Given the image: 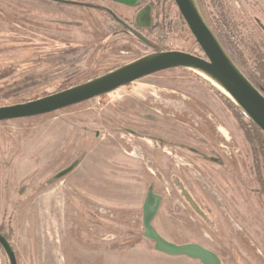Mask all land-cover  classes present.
<instances>
[{
	"label": "rangeland",
	"instance_id": "1",
	"mask_svg": "<svg viewBox=\"0 0 264 264\" xmlns=\"http://www.w3.org/2000/svg\"><path fill=\"white\" fill-rule=\"evenodd\" d=\"M194 2L217 39L231 15L238 33L264 41V0ZM161 3L162 33L147 46L121 33L105 11L0 0V107L59 92L156 50L203 55L173 0ZM103 6L121 20L130 14L116 4ZM221 92L196 72L172 69L61 111L0 122L1 230L13 240L17 219V229L26 220L29 231L41 228L28 208L56 184L66 191L70 209L64 224L62 218L50 230L68 252L64 263L52 257L47 264H197L160 254L152 242L138 245L146 240L141 208L153 185L162 196L153 225L165 239L200 244L224 264H264V196L255 192L246 143ZM74 161L78 167L54 180ZM117 177L129 186L117 185ZM175 180L199 203L206 222ZM81 246L112 252L91 260L87 251L80 254ZM12 248L17 264H27ZM0 264H9L1 248Z\"/></svg>",
	"mask_w": 264,
	"mask_h": 264
},
{
	"label": "water",
	"instance_id": "2",
	"mask_svg": "<svg viewBox=\"0 0 264 264\" xmlns=\"http://www.w3.org/2000/svg\"><path fill=\"white\" fill-rule=\"evenodd\" d=\"M56 2L70 3L64 0ZM130 5V0H112ZM181 19L198 45L203 57L183 51L153 52L123 66L113 69L83 83L56 93L28 101L0 107V122L50 114L76 106L89 100L110 94L135 81L172 69H185L213 80L228 97L264 134V94L256 88L228 56L219 40L206 25L194 0H173ZM136 34V33H135ZM140 37V35L136 34ZM141 38V37H140ZM78 161L58 173L54 180L69 174ZM175 187L191 210L203 221L207 217L199 203L179 180ZM162 196L154 192L153 185L147 189L142 212V236L153 243L154 250L169 257H184L200 264H223L213 251L197 243L178 244L165 239L158 233L153 221L159 211ZM0 248L9 264H17L11 243L0 232Z\"/></svg>",
	"mask_w": 264,
	"mask_h": 264
},
{
	"label": "crops",
	"instance_id": "3",
	"mask_svg": "<svg viewBox=\"0 0 264 264\" xmlns=\"http://www.w3.org/2000/svg\"><path fill=\"white\" fill-rule=\"evenodd\" d=\"M108 156L109 155L107 154L105 163H108ZM97 174L99 177H101L102 172L97 169ZM117 179V185L129 186V184L123 182L122 178L117 177ZM97 180L98 179H96V182L98 183ZM99 182H101V180H99ZM59 183H62V181ZM55 185L56 184L52 185L51 187L38 194L31 202L30 207L27 211V214H31L33 212V217L38 218V224L39 222H41V228L37 224L36 228L39 226L37 229H32V231H29L31 229V221L26 220L22 224L23 229H17V226L19 225V220L17 219V221H15V235L12 240V243L18 256L24 261H26L27 264H40L41 262L42 264H47L48 262L50 263L48 259L52 257L55 259V263H60V259L63 263L65 262L64 254L68 252V248L64 246L65 249H63V246H61V241L57 240V232H52L50 229L53 225L56 224L57 221H60V219L62 218L63 219L61 223L64 224V220L67 216L70 207L67 202L68 197L66 191L59 188V186ZM87 195L92 201H95L97 205L102 204L99 200L101 198H99L98 196L93 194ZM145 241L151 243L148 240H143L138 245L144 244ZM80 250V254L83 253V251H87L86 253L88 254L86 256L89 257V259L91 260L94 259V257H96V255H98L99 253H105L104 255H106L112 252L110 250L99 251L98 249L95 250L83 246H81ZM63 251H65L64 254ZM49 254L51 255L49 256ZM171 259L180 260L182 261V263H187V261H189L187 258L184 257H172Z\"/></svg>",
	"mask_w": 264,
	"mask_h": 264
},
{
	"label": "trees",
	"instance_id": "4",
	"mask_svg": "<svg viewBox=\"0 0 264 264\" xmlns=\"http://www.w3.org/2000/svg\"><path fill=\"white\" fill-rule=\"evenodd\" d=\"M213 4L217 7L215 3ZM226 19L228 20H225L224 23V34L218 39L220 44L244 76L264 94V41L254 39L251 35L249 37L240 32L239 34L237 25L232 23L231 15L226 16ZM229 19H231L230 24L232 25H228ZM243 51L247 52L246 56ZM220 96L232 113L246 143L250 172L257 185L255 192L264 196V134L242 114L228 97L222 93ZM0 232L12 245L10 234L5 233L1 228ZM134 243H129V246L135 245Z\"/></svg>",
	"mask_w": 264,
	"mask_h": 264
},
{
	"label": "flooded vegetation",
	"instance_id": "5",
	"mask_svg": "<svg viewBox=\"0 0 264 264\" xmlns=\"http://www.w3.org/2000/svg\"><path fill=\"white\" fill-rule=\"evenodd\" d=\"M50 2H53L55 4L59 5H66V6H72V7H78V8H86L90 10H95V11H105L106 14L113 20L115 21L119 26H120V32L135 38L136 40H139V42H142L145 45H149L151 42L154 43V41L150 40V37H155L162 33V25H161V20H159L160 12L163 11V3H161V0H130V5H123L117 2H114L112 0H82V1H74V0H64L68 1L70 3H63V2H56L54 0H48ZM105 2L110 3V4H116L118 6H122V8H125L126 10L124 11L125 14H129L128 17H126V20H121L118 18L109 8L103 6ZM162 2H165V0H162ZM174 6L175 3L173 1ZM177 8V7H176ZM155 10L158 12V19L157 17H154V12ZM178 11V10H177ZM179 13V12H178ZM161 19V18H160ZM175 29V25L173 26ZM140 35V37L136 36V34ZM153 33L155 34L153 36ZM159 33V34H158ZM192 36V35H191ZM156 49V48H155ZM167 52V51H181V50H176V49H168V50H162L159 52ZM154 52H157L154 51ZM202 54V52H201ZM199 56V55H197ZM203 55H201L202 57ZM129 133L131 135H134V132L129 130ZM196 151V150H195ZM194 151V152H195ZM196 153H200L199 151H196ZM202 155V153L200 154ZM196 156V155H195ZM200 157L199 155H197ZM202 158V157H201ZM211 163L217 164L219 168L221 167V162L217 158H212ZM199 167L200 164H199ZM222 168V167H221ZM207 249V248H206ZM211 250V249H209ZM213 251V250H211ZM215 252V251H213ZM216 253V252H215ZM217 254V253H216ZM219 256V254H217ZM220 257V256H219ZM220 259L223 262V259L220 257ZM197 264H200L199 262L195 261Z\"/></svg>",
	"mask_w": 264,
	"mask_h": 264
},
{
	"label": "bare ground",
	"instance_id": "6",
	"mask_svg": "<svg viewBox=\"0 0 264 264\" xmlns=\"http://www.w3.org/2000/svg\"><path fill=\"white\" fill-rule=\"evenodd\" d=\"M203 76V75H202ZM203 77H205V76H203ZM206 79H208L216 88H218L220 91H222L223 92V90L213 81V80H211V79H209V78H207V77H205Z\"/></svg>",
	"mask_w": 264,
	"mask_h": 264
}]
</instances>
